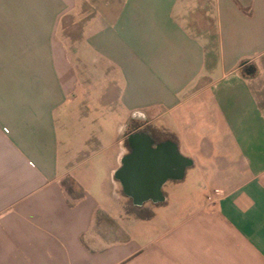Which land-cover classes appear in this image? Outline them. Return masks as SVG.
Returning a JSON list of instances; mask_svg holds the SVG:
<instances>
[{"label":"crops","instance_id":"0c3cea01","mask_svg":"<svg viewBox=\"0 0 264 264\" xmlns=\"http://www.w3.org/2000/svg\"><path fill=\"white\" fill-rule=\"evenodd\" d=\"M0 264H264V0H0Z\"/></svg>","mask_w":264,"mask_h":264},{"label":"water","instance_id":"95a60500","mask_svg":"<svg viewBox=\"0 0 264 264\" xmlns=\"http://www.w3.org/2000/svg\"><path fill=\"white\" fill-rule=\"evenodd\" d=\"M131 142L136 148V153L126 160L125 179L136 180L140 188L149 183L159 185L164 174V165L168 160L160 151L151 149L147 139L139 134L133 135Z\"/></svg>","mask_w":264,"mask_h":264},{"label":"flooded vegetation","instance_id":"af4514ba","mask_svg":"<svg viewBox=\"0 0 264 264\" xmlns=\"http://www.w3.org/2000/svg\"><path fill=\"white\" fill-rule=\"evenodd\" d=\"M140 126L141 125H137L136 129H138V130L141 129ZM143 132H146V130H143ZM154 139L157 140V142H156V148L157 149L156 150L160 151L161 154L164 153L165 150H168L169 154H173V152H171L172 150H171V147H170L168 142H161L159 139H157V137H154ZM135 153H136V148H135V146L132 145V154L130 156H128L126 158V160L128 158L132 157ZM165 158L168 160V159H171L173 157H172V155H169ZM125 170H126V166L120 171V176L124 181L125 191L133 197L134 201H136V203H137V204H135L136 208L141 210L142 209L141 203H144V200H146L149 197H156L159 194V187H158V185L156 186L153 183H149L148 185L140 188L137 186L136 180L125 179V177H124ZM177 171H178V166L174 165L171 168L166 170V176L177 175Z\"/></svg>","mask_w":264,"mask_h":264},{"label":"rangeland","instance_id":"374dc122","mask_svg":"<svg viewBox=\"0 0 264 264\" xmlns=\"http://www.w3.org/2000/svg\"><path fill=\"white\" fill-rule=\"evenodd\" d=\"M96 90L92 91V92H95ZM85 106H89L91 107V112H93L98 105L96 104H88V105H85ZM140 122H138L137 124H139ZM126 210H133V206H131V202L129 200H127V202L124 204Z\"/></svg>","mask_w":264,"mask_h":264}]
</instances>
